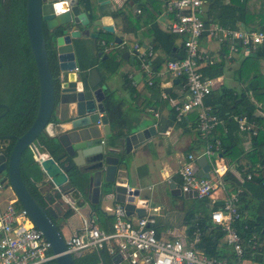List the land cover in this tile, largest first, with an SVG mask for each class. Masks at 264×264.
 <instances>
[{"label":"trees","instance_id":"obj_1","mask_svg":"<svg viewBox=\"0 0 264 264\" xmlns=\"http://www.w3.org/2000/svg\"><path fill=\"white\" fill-rule=\"evenodd\" d=\"M133 1L136 2V5L145 14L150 9L156 11V13L158 10L161 12L167 7V3L169 2V0ZM25 5L26 0H0V60L4 68L12 71L14 79L11 84L12 91L9 93L8 98L2 101L7 104L8 110L0 107V115H2L0 116V150L6 154L10 153L15 139H7L4 136H21L32 124L38 104L37 73L26 35ZM81 5L83 11L88 13L91 21L98 17L94 12V9L98 7L96 0H81ZM205 7H207L209 15L207 18L201 16L205 26L216 22L223 27L236 28L237 25L241 24L249 30H256L264 24V0H229L224 6H222L221 0H206ZM123 15L125 17L122 20V31L126 38L125 42L127 43L128 37L131 35L134 37L135 42L133 41V44H135L137 42V38L135 37L137 35V28L132 25L124 9L116 10L112 13L113 18ZM171 15L174 18L173 13ZM142 18L143 16H140L138 19ZM148 29L152 36L151 43L155 52V57L151 62V69L155 73H159L167 68L171 59L183 55L181 46L183 37L172 33L167 28H163L155 21L151 22ZM43 34L53 78V86L56 92L59 87V70L53 47L55 37L49 33L45 26L43 27ZM104 34L108 33L99 31L100 37L98 39L102 41L103 45L98 44L95 46L97 53L102 52L104 46L109 44L107 40L101 39ZM113 38L114 35L111 42ZM139 45H142V43H139ZM76 51L84 58L87 55V49L79 40L76 42ZM107 54V58L103 61L95 58L86 62L84 58H81L79 69L88 70L96 66L103 74V78L107 80L118 71V61H124L120 56L118 61H116L115 56L111 57L106 52ZM221 55V52H217L218 57H221ZM256 56L264 60V46L258 47ZM132 65L138 69V63L135 60ZM201 72L205 77L209 78L218 76L221 73L220 65L205 66L201 69ZM123 78L124 88L128 91L131 98L136 99L144 96V109L150 108L161 93L159 79L155 78L152 85L149 86L145 82L147 78L145 72L142 73V80L136 86L131 85L127 73H125ZM178 85L181 87L179 83ZM261 89L257 86V82L253 81L240 91L223 86L216 91H211L204 98V105L210 107L211 113L222 122V125H217L214 128L208 139L212 144H214L215 139L220 140V148L217 153L224 155L239 146L241 140L234 117L245 116L259 128L257 135L251 137L252 149L249 152H242L243 156L240 153L239 162L241 167L239 170L242 169L243 181L240 182L229 171L222 176L224 184L232 190L230 193H234L240 189V193L238 194L239 217L233 223V227L244 242L246 252L244 257L255 264H264V247H256V249L250 250L247 239L252 235L261 239L264 238V118L255 115L257 107L250 100L249 92L255 93ZM105 94L104 106L114 132V139L123 137L127 134V129L131 127V122L137 120V118L129 117L124 111L126 99L118 97L116 89L108 87ZM258 96L255 94V97ZM172 119L175 120L174 113ZM184 123L186 121L183 119L179 122V125H183ZM193 129L198 134V146H203V140H201L197 130V121L193 122ZM34 144L41 153L48 154L56 161L59 160L58 147L44 135L38 136ZM257 163L260 165L255 167ZM20 174L25 186L35 199L44 208H51L56 202V196L44 191V186L48 181L39 163L34 158V152L30 148H27L21 156ZM248 175H250L249 178L247 177ZM200 202L207 204L209 200L205 198L200 200ZM221 204V202L214 204L211 210L220 207ZM16 205L20 206L18 202H16ZM198 211V207L195 209L190 207L184 216V222L190 226V233L196 227L205 231V235L197 245L198 248L207 257L226 258L229 262H234L236 260L234 252L232 247L226 243L225 232L220 226L212 224L210 212L204 210V215L198 216ZM72 214L73 210L68 209L60 216V221L56 218H53V221L60 228V222L67 220ZM111 218L113 223V216ZM97 223L100 224L101 228H106L98 221H95L94 224ZM92 225L89 224V226ZM72 257L75 264H113V257L105 247L97 250L92 249L79 255H73Z\"/></svg>","mask_w":264,"mask_h":264},{"label":"water","instance_id":"obj_2","mask_svg":"<svg viewBox=\"0 0 264 264\" xmlns=\"http://www.w3.org/2000/svg\"><path fill=\"white\" fill-rule=\"evenodd\" d=\"M99 6L108 0H96ZM99 6L94 9L98 16L93 21L83 11L81 0H26L25 26L29 46L33 55L37 82L38 104L32 124L21 135H7L15 142L9 154L0 152V180L8 181L16 201L27 212L34 226L49 243L56 255L55 264H75L67 252L61 229L53 221L52 212L60 213L66 197L71 202L90 200L98 205L103 202L123 205L128 218H142L151 207V188L133 182L128 173L132 151L142 147L154 135L155 129L149 119H142L127 129V134L114 139V132L107 116L104 99L110 86L109 78L93 67L79 70L76 60V42L82 38H99V32H91L95 26L103 32L114 34V18L106 15ZM54 35L60 92L55 103L53 78L48 62L43 27ZM116 48L123 44L120 37L112 41ZM135 51L125 50L120 55L134 62ZM101 52H98V56ZM104 54L102 59H106ZM174 59H171L173 61ZM1 66V63H0ZM78 71H75V69ZM75 71V72H74ZM62 73V74H61ZM111 78V76H110ZM179 80L173 85L179 87ZM169 93L170 89H165ZM0 107H5L0 104ZM44 135L58 147L59 160L49 156L39 166L50 187L54 190L57 204L52 209L44 208L25 186L20 174V159L30 148L34 156L38 150L34 144L38 136ZM201 170L197 176L209 178L211 165L205 156L197 160ZM170 193L181 199L196 198L195 192L182 193L174 182L169 183ZM114 264L122 262L120 256L113 257Z\"/></svg>","mask_w":264,"mask_h":264},{"label":"built area","instance_id":"obj_3","mask_svg":"<svg viewBox=\"0 0 264 264\" xmlns=\"http://www.w3.org/2000/svg\"><path fill=\"white\" fill-rule=\"evenodd\" d=\"M221 2L222 6L226 5V0ZM205 3L206 0H169L167 3V11L174 15L168 29L183 37V55L170 61L164 72L154 74L151 69V62L155 57L152 46L141 47L135 44L133 49L140 72L147 74L148 85H152L155 75L160 78L166 76L172 86L174 79L179 80L181 90L185 93L181 99L171 100L168 94H162L163 98L169 100L175 120L180 122L190 112L195 111L197 130L203 140V147L198 156L188 154L186 162L177 171L180 178L179 189L182 193L195 192L199 199H210V206L213 208L218 200L212 198V193L219 187L222 188L225 197L220 207L210 211V220L225 232L226 243L232 247L236 260L229 262L226 258H211L203 254L197 245L205 231L199 227L194 229L190 245L186 246L180 239L158 237L153 214L146 213L144 217L132 221L126 216L121 204L110 209L113 223L109 229L87 226L81 232L64 239L67 252L72 256L105 247L112 257L120 256V264H255L244 257V242L233 227L239 217L240 189L234 193L224 189L223 182L219 179L217 164L220 140L215 139L214 144L208 141L210 134L221 121L211 113L210 107L204 105V98L212 91L213 80L205 77L201 69L203 65H212L213 60L210 56L201 54L200 41L203 35L207 34L219 42L228 41L231 52H236L238 47H241L248 53L264 46V24L256 30L242 26L228 28L219 24L205 26L201 19ZM234 118L238 133L257 135L258 126L254 122L245 116ZM202 156H205L211 165L207 179L197 176L196 163ZM46 157L48 155L41 152L34 156L38 163ZM6 190L10 191L11 197L4 195ZM2 197L4 205L3 201H0V264H55L56 255L52 253L49 243L34 226L27 212L16 205L17 201L8 187L7 179L0 183V198ZM247 243L250 250L261 248L264 247V238L252 235L247 239Z\"/></svg>","mask_w":264,"mask_h":264},{"label":"crops","instance_id":"obj_4","mask_svg":"<svg viewBox=\"0 0 264 264\" xmlns=\"http://www.w3.org/2000/svg\"><path fill=\"white\" fill-rule=\"evenodd\" d=\"M108 1L109 3L103 6H99L101 4H99L96 1V3L99 4L98 5L99 8L103 9L106 15L112 16V13L114 11L124 9L128 18L135 17L137 19V22H139L138 26H137V22L135 21L133 22L132 25L137 28V35L135 36L137 38V42L135 44L139 45V43H142L141 47L152 46L151 43L152 36L150 35V30L148 29L150 27L151 22L155 21L159 23L163 28L168 29L169 24L174 19L171 15V12L167 11V7L161 12L158 10L157 13L156 11L150 9V11L147 14H145L143 11H141V9L136 5V2H134L133 0H108ZM228 2L229 0H226V4ZM140 16H143V18L138 19ZM201 16L204 18H207L209 16L207 7H205V5L202 8ZM124 17L125 16L123 15L121 17L114 18L115 33H117L118 37H120L121 39L123 38L122 39L123 44L120 46L122 51L129 50L132 52L134 51L133 47L135 44H133L131 48L125 49L126 38L122 31V20ZM212 24H218V23L213 22L210 23L209 26ZM238 26H242V25L239 24L237 25V27ZM97 31L99 32L102 30L96 28L95 26L91 27L92 33ZM79 41L87 49V55L84 58L77 51H75L77 68H79L81 58H84L86 62H89L90 60H93L95 58H98L99 60L103 61L102 59L103 55L106 54V52L107 53L109 52V48H106L104 46L101 55L98 56V53L95 50V46L98 44L103 45L102 41L98 38L87 37V38H82ZM132 41L135 42L134 38ZM227 42L228 41L219 42L216 39L210 38L209 36H207V34H205V36L202 37V40L200 41L201 54L208 55L213 60V64L209 65V67L217 64L220 65L221 73L218 76H214L210 78L211 80H213L212 91H216L223 86L240 91L243 88H245L247 85H249L251 82L253 81L257 82V86L262 89L255 93L249 92V97L250 100L257 107L255 111V115L264 118V60L256 56V51L258 48L256 50H251L247 53L244 49L238 47V50L236 52H231L230 46L228 45ZM217 52L222 53L221 57L217 56ZM115 60L118 61V58L116 57ZM134 60L136 61L135 57ZM118 62H119V68L123 67L122 66L123 64H126L130 67L133 66L132 64L134 63V62L131 63L130 60H124ZM205 66L203 65V67ZM117 72L115 74L118 76V78H120L118 87H113L111 85L109 87L111 89H116L118 97H122L126 99L124 105V111L127 113V115L132 118L135 117V119L137 118V120L131 122L130 125H133L137 121L142 119H149L150 121L149 125H152L155 129L154 135L150 137V139L146 144L132 151L131 153L132 161L129 162L128 165L129 176L132 175V179L135 182H140L141 186L151 188L152 190L151 199L153 201L154 198H157L158 196L162 197V190H164L165 188L169 189L170 182H174L177 188H179L180 178L177 174V171L186 162V157L188 154H193L198 156L202 151L203 146L200 145L198 146V134L196 130L194 129L192 130V124L193 122L196 121L195 111L190 112L188 115L184 117L186 123H184L183 125H179V122L173 120L172 119L173 110L171 109L170 102L168 99L163 98L162 94L163 93L168 94L171 100L181 99L182 96L185 95L184 90H181V87L170 85L166 76L160 78L157 77L156 75L152 79V82L155 78L159 79L161 93L159 94L158 99H155V102L152 103V106L150 108L144 109V104H143L144 96H141L136 99L131 98L129 96L128 91L124 88L123 85L124 83L123 77L125 73L128 74V79H130L131 81L130 83L132 86H136L137 84L140 83L139 80H142V73L140 74L141 76L139 75L138 78L135 79L134 78L135 74L132 67H130L129 71L124 70L123 72L120 71L121 73L119 72L117 73ZM139 72L140 70L138 66V73ZM145 82L147 83V78ZM109 83L115 84L114 78L112 76L111 78H109ZM165 89H170V92L169 93L165 92ZM255 94L259 96L255 97ZM220 124L222 125V122ZM238 134L241 140L238 148L224 155L217 153L218 154L217 164L219 166V172H220L219 179L222 182H223L222 176L227 171L232 173V175H234L240 182L243 181L242 178L243 176L241 172L242 169L239 170V168L241 167L239 158L243 156L242 152H249L252 149L251 148L252 136L246 133L245 134L238 133ZM259 165L260 164L257 163L255 164V167H258ZM220 168H223V170L220 171ZM196 170L197 172L201 170V167L198 164L196 166ZM223 186L227 192L230 193V191H232L230 187H227L224 184V182H223ZM44 191L47 193L54 190L50 187L49 183H47L44 186ZM5 193H6L5 194L6 197L7 196L11 197V194L8 193L7 190ZM224 197H225V192H223L221 187H219L216 191L212 193V198L218 200L217 203L219 202L222 203V199ZM63 200L66 204L64 203L63 204L64 206L62 205V207L60 208V213L57 214V216L55 217L58 221L61 220L60 219L61 214H63L69 206L75 205L76 208L75 211H73V214L67 220L60 222L61 233H63L64 230H67L70 234L69 236H71L81 232L85 227L89 226V224H93L94 226L101 228L100 224L98 223L94 224L95 221L102 223L101 225L105 226L106 227L105 229L110 228L112 223V218H111L112 215L110 213V209L117 204L114 205L111 202H103L100 206L101 209L100 211L99 206L91 204L90 200H85L81 204L79 202L75 204L69 201L68 199H66V197H64ZM200 200L202 199H199L197 197L182 199L181 208L184 214L182 216L181 223L177 226L164 225V223H162L161 221L162 215L156 212V209L153 208L152 206L148 208L146 210L147 211L146 213L153 214L156 219L157 236L170 240L180 239L185 242L186 246H189L192 240L193 232L190 233V226H188V224L184 222L185 214L187 213L190 207L192 209H195L197 207L195 202H198L200 206V208L198 207L199 208L198 216H203L204 210H206L207 212H210L211 210L210 199H208L209 203L207 204L201 203ZM0 201L2 202L3 199H1ZM55 204H57V200L53 205ZM2 205H4V201ZM129 219L135 221L137 217L132 216ZM201 252L203 253L202 250Z\"/></svg>","mask_w":264,"mask_h":264},{"label":"rangeland","instance_id":"obj_5","mask_svg":"<svg viewBox=\"0 0 264 264\" xmlns=\"http://www.w3.org/2000/svg\"><path fill=\"white\" fill-rule=\"evenodd\" d=\"M129 19L132 21V24L134 21L137 22V19L135 17H130ZM138 24H139V22H137V26H138ZM113 35L114 34H110V33L104 34L101 39L107 40L109 42V44L107 46H105L106 48H109V52H108L109 55L111 57L115 56V57L119 58V56L123 53V51L120 48L121 45L116 47V48L113 46V44L111 42ZM115 36H118L117 33H115ZM133 38H134L133 36H131V35L129 36V38H128L129 40H127V43L125 45V49L131 48V46L133 45V41H132ZM122 66L123 67L118 69L119 73L123 72L124 70L129 71L130 67H132L134 74H135L134 75L135 79H137L138 76L141 74V72L138 73V69L136 68V66H130L129 67L126 64H123ZM112 77L114 78L115 84H110V85L113 87H118L120 78H118V76L116 74L112 75ZM139 81H141V80H139ZM3 177H5V176L1 175L0 178H3ZM130 178L132 179V175H130ZM132 181L135 182L133 179H132ZM7 191H8V193H10L9 190H7ZM5 194L6 193H4V195ZM2 199H3V197H2ZM184 201H186V200H184ZM181 203H182V199L172 196L169 192V189L165 188L164 190H162V197L158 196L157 198H154V200L151 203V206L156 209V212H158L162 215L161 221H162V223H164V225L177 226L181 223L182 216L184 214L183 210L181 208V206H182ZM195 203H196L197 207L200 208L199 203L198 202H195ZM62 235H63L64 239H68L70 234L67 230H64Z\"/></svg>","mask_w":264,"mask_h":264},{"label":"flooded vegetation","instance_id":"obj_6","mask_svg":"<svg viewBox=\"0 0 264 264\" xmlns=\"http://www.w3.org/2000/svg\"><path fill=\"white\" fill-rule=\"evenodd\" d=\"M0 63H1V66H0V104L5 106V107H3V108H5V110H8L7 104L5 102H2V101H5L8 98L9 93L12 91L11 90V84L13 83V80H14L13 79V73H12V71H10V70L8 71L6 68L3 67V63L1 62V60H0ZM59 92H60V89L58 88L55 92V103L57 102V96H58ZM0 116H2V115H0ZM0 152H3V151L0 150ZM50 192H52V191H50ZM51 194L52 193H50V195ZM74 203L77 204L78 202L76 201ZM52 207L53 206H51V208H47V209H52ZM75 208H76V206L73 205V206H69L66 210L71 209V210L75 211ZM52 214H53V218H55L57 216V214H59V213L53 211Z\"/></svg>","mask_w":264,"mask_h":264},{"label":"bare ground","instance_id":"obj_7","mask_svg":"<svg viewBox=\"0 0 264 264\" xmlns=\"http://www.w3.org/2000/svg\"><path fill=\"white\" fill-rule=\"evenodd\" d=\"M223 170V168H220V171H222Z\"/></svg>","mask_w":264,"mask_h":264}]
</instances>
